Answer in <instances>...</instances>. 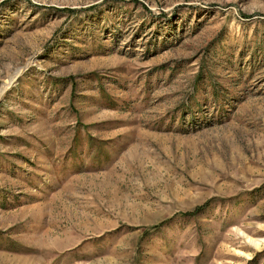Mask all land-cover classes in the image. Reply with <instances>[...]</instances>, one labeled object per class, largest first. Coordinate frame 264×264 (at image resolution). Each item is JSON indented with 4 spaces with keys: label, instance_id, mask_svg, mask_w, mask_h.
<instances>
[{
    "label": "rangeland",
    "instance_id": "rangeland-1",
    "mask_svg": "<svg viewBox=\"0 0 264 264\" xmlns=\"http://www.w3.org/2000/svg\"><path fill=\"white\" fill-rule=\"evenodd\" d=\"M0 264H264V0H0Z\"/></svg>",
    "mask_w": 264,
    "mask_h": 264
},
{
    "label": "bare ground",
    "instance_id": "bare-ground-1",
    "mask_svg": "<svg viewBox=\"0 0 264 264\" xmlns=\"http://www.w3.org/2000/svg\"><path fill=\"white\" fill-rule=\"evenodd\" d=\"M255 244H256V245H258V246L260 245V243H259V242H255Z\"/></svg>",
    "mask_w": 264,
    "mask_h": 264
},
{
    "label": "trees",
    "instance_id": "trees-1",
    "mask_svg": "<svg viewBox=\"0 0 264 264\" xmlns=\"http://www.w3.org/2000/svg\"><path fill=\"white\" fill-rule=\"evenodd\" d=\"M197 209H198V208H197ZM197 209H196V210H197ZM196 210H195V211H196ZM195 211H192V212H189V213H194Z\"/></svg>",
    "mask_w": 264,
    "mask_h": 264
}]
</instances>
